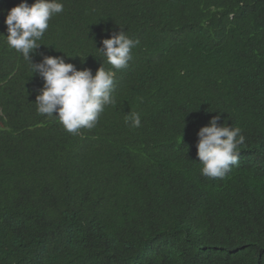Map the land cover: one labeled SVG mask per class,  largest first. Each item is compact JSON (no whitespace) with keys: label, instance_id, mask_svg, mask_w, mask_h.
Segmentation results:
<instances>
[{"label":"trees","instance_id":"16d2710c","mask_svg":"<svg viewBox=\"0 0 264 264\" xmlns=\"http://www.w3.org/2000/svg\"><path fill=\"white\" fill-rule=\"evenodd\" d=\"M24 2L0 0V264H264V0H60L33 62L115 72L116 104L75 135L6 42ZM121 28L139 44L116 70L96 47ZM217 115L246 137L223 179L196 147Z\"/></svg>","mask_w":264,"mask_h":264},{"label":"clouds","instance_id":"9594fccd","mask_svg":"<svg viewBox=\"0 0 264 264\" xmlns=\"http://www.w3.org/2000/svg\"><path fill=\"white\" fill-rule=\"evenodd\" d=\"M63 11L60 0H35L31 6L21 3L6 16V42L23 55L31 71L44 81L35 103L38 114L58 119L67 132L75 135L81 129L96 127L105 108L116 104L115 72L106 70L102 64L94 76L90 69L77 70L72 63H66L64 57L45 56L42 62H33L32 54L43 45L40 41L49 29V21ZM102 44V48L96 47L97 51L114 69L121 70L133 59L132 49L139 41L130 38L121 28ZM220 119L217 115L210 120V126L200 129L196 147L202 164L201 174L223 179L232 166L238 164L240 147L245 145L246 137L239 127H229L226 122L220 125ZM125 124L139 128L140 114L125 115Z\"/></svg>","mask_w":264,"mask_h":264}]
</instances>
